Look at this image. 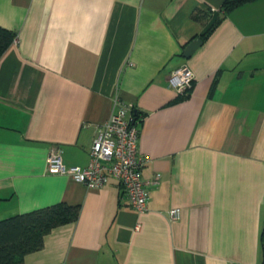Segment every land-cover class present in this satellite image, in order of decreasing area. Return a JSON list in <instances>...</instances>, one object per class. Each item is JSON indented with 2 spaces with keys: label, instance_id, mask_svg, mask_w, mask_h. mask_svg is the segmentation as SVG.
Instances as JSON below:
<instances>
[{
  "label": "crops",
  "instance_id": "obj_1",
  "mask_svg": "<svg viewBox=\"0 0 264 264\" xmlns=\"http://www.w3.org/2000/svg\"><path fill=\"white\" fill-rule=\"evenodd\" d=\"M225 1L0 0V221L78 208L24 264H264V0ZM184 66L181 97L168 79ZM117 102L149 159L143 214L113 179L47 172L56 149L87 167Z\"/></svg>",
  "mask_w": 264,
  "mask_h": 264
},
{
  "label": "built area",
  "instance_id": "obj_2",
  "mask_svg": "<svg viewBox=\"0 0 264 264\" xmlns=\"http://www.w3.org/2000/svg\"><path fill=\"white\" fill-rule=\"evenodd\" d=\"M193 75L187 67L173 71L168 85L178 94L192 88ZM138 130L131 124L127 109L116 103L102 131L93 140L89 152V164L85 168H66L58 149L52 151L47 162V172L52 175L69 176L75 183L90 190L102 189L109 179L117 181L130 208L139 214L147 212L148 184L142 178V170L149 159L140 156L137 148ZM156 176L151 182L155 185ZM179 217L178 210L169 212V219Z\"/></svg>",
  "mask_w": 264,
  "mask_h": 264
},
{
  "label": "trees",
  "instance_id": "obj_3",
  "mask_svg": "<svg viewBox=\"0 0 264 264\" xmlns=\"http://www.w3.org/2000/svg\"><path fill=\"white\" fill-rule=\"evenodd\" d=\"M244 2L246 1L226 0L223 4L224 13L231 12ZM13 39L10 32L0 28V57ZM189 91L180 96H185ZM131 124L134 126L135 121H131ZM77 217L76 206L58 204L0 221V264H24L26 256L43 248L44 238L52 230L74 223ZM260 242L264 248V226Z\"/></svg>",
  "mask_w": 264,
  "mask_h": 264
},
{
  "label": "water",
  "instance_id": "obj_4",
  "mask_svg": "<svg viewBox=\"0 0 264 264\" xmlns=\"http://www.w3.org/2000/svg\"><path fill=\"white\" fill-rule=\"evenodd\" d=\"M240 1H246V0H240ZM202 41L197 38L194 41H192L190 44L187 45L183 52V58L188 59L201 45Z\"/></svg>",
  "mask_w": 264,
  "mask_h": 264
}]
</instances>
